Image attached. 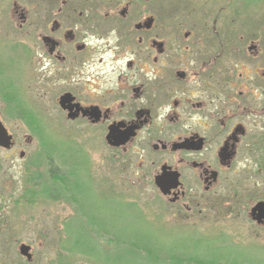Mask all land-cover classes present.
I'll return each instance as SVG.
<instances>
[{
  "label": "flooded vegetation",
  "instance_id": "flooded-vegetation-1",
  "mask_svg": "<svg viewBox=\"0 0 264 264\" xmlns=\"http://www.w3.org/2000/svg\"><path fill=\"white\" fill-rule=\"evenodd\" d=\"M57 1L60 5L52 13L39 12L33 18L24 8L16 7L14 12L22 23L17 29L26 26L23 36L40 43L42 84L45 92L49 85L50 91L58 93L56 104L66 122L100 126L104 143L121 153L129 173L137 182L152 177L166 203L183 209L184 223L201 226L205 196L231 186L234 201L236 188L242 192L241 202L248 207L245 220L264 226V212L258 208L264 204V17L260 10L245 20L247 13L236 8V0H177L183 7L176 24L158 26L156 0H81L91 4L77 9L71 4L63 9L67 0ZM89 80L100 81L99 96L91 98L86 92ZM63 98L67 101L61 106ZM1 116L10 140L0 145V264H13L12 241L19 225L9 220L16 214L14 205L21 204L14 199L33 206L31 199L39 196L49 205L63 200L78 206V192L75 175L66 184L60 178L59 162L53 166L44 153L43 162L53 166L49 168L53 184L42 190L36 181L31 190L14 197L10 182L16 157L24 160L22 146L28 147L31 139L18 142ZM111 128L124 140L118 147L107 143ZM144 152L154 158L150 155L147 160ZM235 209L231 205V215ZM54 222L57 225L49 235L61 241L59 223ZM77 224L73 214L62 234L72 238ZM59 245L52 258L31 245H27L28 257L20 255L25 264H61Z\"/></svg>",
  "mask_w": 264,
  "mask_h": 264
},
{
  "label": "rangeland",
  "instance_id": "rangeland-1",
  "mask_svg": "<svg viewBox=\"0 0 264 264\" xmlns=\"http://www.w3.org/2000/svg\"><path fill=\"white\" fill-rule=\"evenodd\" d=\"M63 3V9L69 8V4L76 9L91 4L81 0ZM181 3L156 0L158 26L176 24L182 13ZM236 3L238 10L247 13L245 20L252 19L254 10H260L264 17V0ZM58 5L57 0H0V113L18 142L24 144V138L31 139L28 147L22 146L26 148L24 160L16 157L10 182L14 197L22 190H31L36 181L42 190L53 184L49 182V168L56 162L66 184H70L71 174L75 175L73 182H77L78 192V206L63 200L49 205L39 196L31 199L35 200L33 206L14 199L21 204L14 205L16 214L10 220L7 217L12 224L19 225L14 230L12 263L25 264L19 253L22 245H31L52 258L55 245L60 242L61 264H204L207 258H217L216 263L223 264L221 257H237L235 264H264V226L245 220L248 207L241 202L239 187L237 201L231 186L216 195L207 194L205 212L199 216L203 218L202 225L196 228L197 225L184 223L183 209L166 203L152 177L137 182L129 173L130 168L121 162V153L104 143L100 126L71 124L62 117L56 104L58 93L50 91L49 85L45 92L42 84L45 68L40 43L23 36L26 26L21 31L17 29L22 23L14 12L16 7L24 8L33 18L39 12L52 13ZM23 45L28 47L27 51ZM86 85L91 98L100 95V81L89 80ZM44 153H48L47 159L53 166L47 167L48 163L43 162ZM150 155L143 153L145 158L150 159ZM38 158L42 160L36 162ZM38 186L36 190H40ZM231 205H236L234 215L230 214ZM73 214L78 218L77 233L74 231L69 239L62 233ZM54 220L59 223L61 241L49 235L57 225ZM190 226L198 230L200 237ZM154 251L162 263L152 259Z\"/></svg>",
  "mask_w": 264,
  "mask_h": 264
},
{
  "label": "water",
  "instance_id": "water-1",
  "mask_svg": "<svg viewBox=\"0 0 264 264\" xmlns=\"http://www.w3.org/2000/svg\"><path fill=\"white\" fill-rule=\"evenodd\" d=\"M66 101H67L66 98L61 99L60 105L63 106ZM4 136H5V138H4ZM9 140H10V138L6 137V133H5L4 129L2 128L1 124H0V145H3V146L4 145L5 146L8 145ZM123 141L124 140H122L120 138V135L118 134V132H116V129L115 128H111L110 133L107 136V143L110 146H112V147H118V146H120L123 143ZM258 208H259L260 211L264 212V204H262V203L259 204ZM28 249L29 248L27 246L22 245L20 247V251L19 252H20L21 255L28 257L27 256V252H28L27 250Z\"/></svg>",
  "mask_w": 264,
  "mask_h": 264
},
{
  "label": "trees",
  "instance_id": "trees-1",
  "mask_svg": "<svg viewBox=\"0 0 264 264\" xmlns=\"http://www.w3.org/2000/svg\"><path fill=\"white\" fill-rule=\"evenodd\" d=\"M80 185V184H79ZM151 255V254H150ZM153 256V258L152 259H155V261H157V262H160V263H162L159 259H158V256L155 254V252H154V254L152 255ZM224 256V255H223ZM221 259V263H223V264H235V262L237 261L236 259H237V257L236 258H234V259H231V257H221L220 258ZM207 260L208 261H206V262H204V264L206 263V264H209V262L210 263H213L212 261H210L208 258H207ZM200 264H202V263H200ZM237 264V263H236Z\"/></svg>",
  "mask_w": 264,
  "mask_h": 264
}]
</instances>
